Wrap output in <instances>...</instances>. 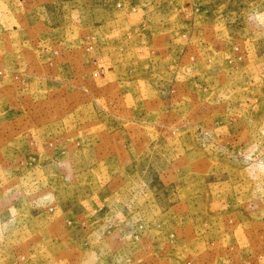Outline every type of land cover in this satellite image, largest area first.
<instances>
[{
  "label": "rangeland",
  "instance_id": "obj_1",
  "mask_svg": "<svg viewBox=\"0 0 264 264\" xmlns=\"http://www.w3.org/2000/svg\"><path fill=\"white\" fill-rule=\"evenodd\" d=\"M184 2L0 0V264H264V0Z\"/></svg>",
  "mask_w": 264,
  "mask_h": 264
},
{
  "label": "crops",
  "instance_id": "obj_2",
  "mask_svg": "<svg viewBox=\"0 0 264 264\" xmlns=\"http://www.w3.org/2000/svg\"><path fill=\"white\" fill-rule=\"evenodd\" d=\"M175 2H178L179 3V5L181 6V8H183V7H187V5H185L186 3L184 2V0H174ZM24 5H26V3L24 4ZM188 6H189V4H188ZM21 11V10H20ZM130 205V204H129ZM132 205V204H131ZM103 206H105V204H103ZM70 210L69 211H67V213H69L70 214ZM69 219H71V220H69V222H68V224H70V222L72 221V219L73 220H77L78 218L75 216V217H70ZM92 220H93V218H92ZM110 222V223H109ZM118 222V221H117ZM114 219H112V220H109V221H96V223H98V226H99V229H100V231H102V233L101 234H103V232H104V229L105 230H110L109 232H107V235H108V238H110L111 236H113V235H118L117 236V240H120V237H121V235H122V231H124V230H120V226H119V224L117 223ZM72 223H73V221H72ZM91 226H93V225H91ZM119 226V227H118ZM131 228V227H130ZM103 229V230H102ZM94 230V229H93ZM125 232V231H124ZM129 233H131V232H129ZM116 238V237H115ZM114 238V239H115ZM116 240V239H115Z\"/></svg>",
  "mask_w": 264,
  "mask_h": 264
},
{
  "label": "built area",
  "instance_id": "obj_3",
  "mask_svg": "<svg viewBox=\"0 0 264 264\" xmlns=\"http://www.w3.org/2000/svg\"><path fill=\"white\" fill-rule=\"evenodd\" d=\"M50 211H52V209H50Z\"/></svg>",
  "mask_w": 264,
  "mask_h": 264
}]
</instances>
